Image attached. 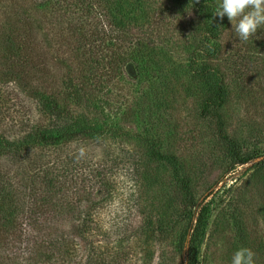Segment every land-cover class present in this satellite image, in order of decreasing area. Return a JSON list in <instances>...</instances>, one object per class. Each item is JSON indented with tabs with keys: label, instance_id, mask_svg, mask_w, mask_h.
Here are the masks:
<instances>
[{
	"label": "rangeland",
	"instance_id": "rangeland-1",
	"mask_svg": "<svg viewBox=\"0 0 264 264\" xmlns=\"http://www.w3.org/2000/svg\"><path fill=\"white\" fill-rule=\"evenodd\" d=\"M218 3L0 0V123L18 125L30 106L33 126L57 135L44 106L52 98L76 132L1 157V168L67 170L35 176L38 196L24 191L52 218L36 264H76L79 252L88 264H186L181 234L203 205L196 264H231L241 247L264 264V29L240 40L236 21L213 15ZM199 17L217 19V38L202 41ZM21 56L24 79L11 81L4 73ZM74 87L83 88L77 102L66 94ZM82 187L93 192L83 229L69 206Z\"/></svg>",
	"mask_w": 264,
	"mask_h": 264
},
{
	"label": "trees",
	"instance_id": "trees-1",
	"mask_svg": "<svg viewBox=\"0 0 264 264\" xmlns=\"http://www.w3.org/2000/svg\"><path fill=\"white\" fill-rule=\"evenodd\" d=\"M204 16L205 15H202V17ZM199 19L201 21L200 26L204 27L201 32L203 42H206L210 38H217L219 36L222 29H220V25H217V19L212 21H209L207 17H199ZM14 51L15 50H12L9 47V53L12 52L10 53V55H15ZM18 59L19 60L17 61L16 65L13 64L10 67H7L5 71L6 73H4L8 76V78H10L9 80L11 81L15 80V76L19 81H22V79H24L23 76L25 75V71L22 69V67L29 64L26 57L21 56ZM22 59H24L25 61L23 64ZM82 89V87H74L72 90H69L67 88L68 93L66 92V94L68 97L73 96V98L77 102L79 101L77 100L78 94H80ZM217 100L220 104L225 101V96L221 87L217 89ZM21 105L25 104L21 103L20 106ZM44 106L47 115H49L52 119L50 125L53 128L59 127V125L62 126V129H59L60 133L54 136L47 135L46 130L42 128V124H40L39 122H36V125L33 126V123L31 122L32 111L29 112L30 106L26 107L23 112L20 108V111H18V113H20V115L25 118L20 120L18 125L8 123V125L6 126L5 123L4 125L6 126V128H4V125L0 123V163L2 159L1 157L8 155L15 156V151L18 148L24 149L25 144L23 143V141L27 142L29 140L34 143L38 141L47 142L49 144H57L58 142L67 140L69 136H71L73 133H76L75 131H68L67 129H65L68 120H66V108L63 106V104L61 105L57 102V100L51 98L49 101H46ZM27 112L29 114H27ZM16 125L20 131H24V134L22 136L19 135L18 137H15L17 138V141L14 142V138L10 139L8 134L13 133L11 132V130ZM44 135H47V137H45ZM67 149L68 148H66L65 150ZM154 155L158 158L165 157L163 154H160L158 152H155ZM251 158L253 157H243L240 158L238 162L245 163ZM62 163H66L67 165L65 156L62 158L61 164ZM36 164L35 162H32L31 167H24V164H20L13 168H10L8 166L6 168H1L0 165V264H36L38 262L35 261V259L39 256H37V254H40L43 251L42 241L40 240L45 236L44 232L49 228L48 224L51 223L49 221L52 218L47 211L43 210L45 206L41 205L33 199H31L32 201L29 202L24 197L26 195L24 191L29 192L33 196H38L40 187L36 183V180L38 179L35 178V176L40 178L39 181H44L48 174L53 173L54 177L58 180V177L56 175H62V172L67 170L61 167V165L57 166L55 164L54 166L53 164L49 165L46 162L45 166L47 168L42 167V164ZM54 167L58 168L55 169ZM24 169L27 170L23 171ZM27 174L29 176L27 179L30 181L23 182L24 176H26ZM76 194L79 195L77 197L75 196L76 200L69 202V206L71 207V210L72 208H78V215L75 217V221L79 224V228L83 229L86 225V222L90 220L88 217V205L86 204V201H90L93 192L89 188L87 189L82 187L80 190H77ZM206 214L207 207L206 205H203L198 211L195 222L191 226L189 234L187 232L189 226L187 228L185 227L181 234V248L184 245L187 235H189L186 264H196L195 260L197 244L201 237L202 227L205 223ZM72 226L74 227V225ZM69 230L70 229L68 228V231ZM31 232V243L29 245L28 243L24 244V246L20 249V243L22 240L20 241L19 239L22 235L26 234V238L29 236L28 240H30ZM36 235H38V241L36 240ZM15 245H19L16 248L23 251H17L15 249ZM84 253L85 252L75 253L76 256L73 257V262H75L76 264H88L87 262L83 263L82 261L83 257L85 256ZM60 255L62 256V254ZM107 261L109 260L96 257L94 264H108Z\"/></svg>",
	"mask_w": 264,
	"mask_h": 264
},
{
	"label": "clouds",
	"instance_id": "clouds-1",
	"mask_svg": "<svg viewBox=\"0 0 264 264\" xmlns=\"http://www.w3.org/2000/svg\"><path fill=\"white\" fill-rule=\"evenodd\" d=\"M213 15L221 20L227 16L231 24L236 21L232 25L235 33L240 40L248 41L256 37L258 29H264V0H219ZM255 255L250 248H238L231 264H255Z\"/></svg>",
	"mask_w": 264,
	"mask_h": 264
}]
</instances>
